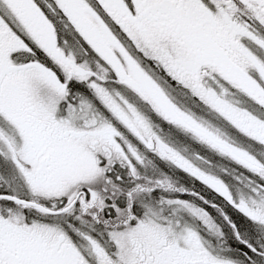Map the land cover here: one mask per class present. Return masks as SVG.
Returning <instances> with one entry per match:
<instances>
[{"label": "snow or ice", "instance_id": "snow-or-ice-1", "mask_svg": "<svg viewBox=\"0 0 264 264\" xmlns=\"http://www.w3.org/2000/svg\"><path fill=\"white\" fill-rule=\"evenodd\" d=\"M0 264H264V0H0Z\"/></svg>", "mask_w": 264, "mask_h": 264}]
</instances>
